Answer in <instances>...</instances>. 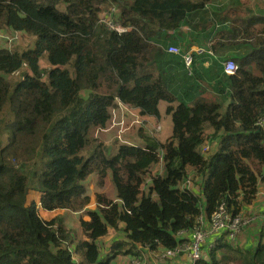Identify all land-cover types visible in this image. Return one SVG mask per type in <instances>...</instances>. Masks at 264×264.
Segmentation results:
<instances>
[{"label": "trees", "instance_id": "trees-1", "mask_svg": "<svg viewBox=\"0 0 264 264\" xmlns=\"http://www.w3.org/2000/svg\"><path fill=\"white\" fill-rule=\"evenodd\" d=\"M228 2L0 0V30L35 37L29 47L0 48V264H113L122 253L138 255V246L175 248L178 231L191 230L201 213L211 216L223 201L237 214L255 199L264 183V130L256 125L264 116V10L253 11L257 0ZM110 6L129 28L122 34L101 22ZM209 6L216 25L210 16L193 24L192 15ZM186 25L198 34L182 32ZM168 39L185 49L189 40L212 43L231 90L226 109L188 103L170 91L172 73L161 62L174 56L153 44ZM227 58L238 62L235 74L223 71ZM17 72L21 77L12 78ZM118 100L155 117L167 101L171 137L159 146L122 144L107 157L92 131L107 125ZM93 173L100 186L111 175L116 200L97 193L89 207L84 183ZM192 173L203 198L186 184ZM31 191L46 210L85 211V238L59 217L42 219L36 201H28ZM110 228L124 239L103 255L99 240ZM221 244L200 264H220ZM236 260L264 264V244Z\"/></svg>", "mask_w": 264, "mask_h": 264}, {"label": "crops", "instance_id": "crops-1", "mask_svg": "<svg viewBox=\"0 0 264 264\" xmlns=\"http://www.w3.org/2000/svg\"><path fill=\"white\" fill-rule=\"evenodd\" d=\"M231 7L232 6H229V8L226 11H228ZM234 7H236V5H234ZM214 11L215 10L213 9V7L206 8V9L201 10L200 12H198L196 14H193L192 17L190 18V20L192 19L191 20L192 23L196 24L197 22H199L201 20V18H204L207 16H210L213 19ZM242 11H243V16L247 15V12L245 10H242ZM209 12H210V14L207 15ZM214 22L215 21L213 20V23ZM190 26L191 25H189V26L186 25L183 28L182 32H184L187 35H189L192 32H195V35L198 34V32L193 31V28ZM125 28H127V27H125ZM128 29L129 28H127V30ZM1 30H6V29H1ZM19 32L21 34L23 33L21 31H19ZM177 33L178 32L172 31V35H176ZM120 34H122V33H120ZM204 34H205L204 32H201L200 36L202 37ZM167 41H168V43H166V41H165V43H153V44H155L158 47H162V45H165L167 53L172 54L174 56V59L171 61L170 64L167 62V59L162 61L161 63L165 69L166 68L170 69L172 75L176 74V76L173 78V80L176 82V86H174L173 89H178L180 87L179 93L184 94L185 98H180L179 94L174 93L175 96L177 98L179 97L181 100L186 101L188 103H193L197 100H206V101L213 100V101H208V102L222 103L224 109H226L228 107L229 103L231 102V99H232L230 97L231 90L229 89V85H227L228 80L224 79L221 76V74H219V72H218L219 67H217V66L220 63L219 62L215 63V61H217L216 60L217 57L219 58L220 53L218 51L214 52V50L211 48L212 43H189V41H190L189 40L187 44H189V45L191 44V46H189L187 49H185L184 43L175 42V41H172L170 39H168ZM4 43H5V45H7L6 42H4ZM14 44L15 43H13L11 45V47H8V45H7L6 49L9 51H12L14 49ZM199 44H201V45H199ZM171 46H178L182 49L183 52H191L194 55L195 70L193 69V71L191 73L188 72V70L184 66L185 63H184L183 57H181L182 55L171 53L168 51L169 47H171ZM228 54L229 53L226 51V55H228ZM176 55H180V57L176 56ZM228 59H232V60L236 61L234 58H227L226 60H228ZM223 71H224V69H223ZM182 72H186L187 76L190 77L191 79H187L186 77L178 76V74H180ZM74 74H75V71H74ZM223 89H225V90H223ZM185 92H188V93H185ZM222 95L227 96V99L224 102H222L220 100ZM163 103H166V104H163ZM178 103H179L178 101L175 102V104H178ZM169 105L170 104L167 101H164V100L160 101L159 102L160 115L158 117H155V116L142 115L138 108H134V107L129 106L128 104H125V103L121 102L120 100H118L116 102V104L110 110L111 118H112V111H114V109H115V111H116L115 119H113V121H111V118H110V120L108 121L107 125L104 128H101L100 130L97 129L98 131L96 133V136L98 138L102 139V141L105 143L107 149L109 146L115 145L116 146L115 152H114L115 154H117L119 147L122 144H133L136 146L145 147V146H142L137 141V139H135L133 137V136H136L135 135V129L136 130L139 129V131H143V132L147 131V132L151 133L152 137H154L155 139H158L157 133L163 129V125L161 124V121L166 118V121H169V119H171V129L172 130H171L170 134H168V136H166V139L164 141H162V140L159 141V143H165L166 140L171 137L172 132H173L172 115L169 114L167 111ZM165 113H166V117L164 116ZM155 119H157V121H155ZM116 136L119 138V140L116 138ZM124 138H128V139L126 140ZM131 138H133V139H131ZM129 139H131V140H129ZM106 153H107V150H106ZM161 163H160V168L158 170L160 172H163V167L161 166ZM193 176H194V174L192 173L191 177L188 179L191 181V186H188V187L190 189H193L195 192H197L203 198V192H202L201 184H196L195 181L193 180ZM186 184H187V182H186ZM100 185H102V184H100ZM262 191H264V183H262L259 186L258 193H257L255 199H253L251 203H248L243 208L244 212L249 211L252 214L254 213L253 215L256 216L255 222L252 225H249L247 229H244V231L240 234V236L237 238L236 241H230L225 237H222L220 239V242L218 245H220L222 243L221 244L222 246L218 247V249L215 250L216 251L215 252L216 259L220 260V264H241V262L239 260H236V257H238L241 253H245L249 250L258 249V247L261 243L264 244V199L262 196H260L262 194ZM97 193H103L105 195V192L103 190H100V189H99V191L95 190L94 194H90L91 195V203L89 205L90 208L93 207L96 203L95 200H96V194ZM110 199L116 200L117 199L116 193L113 196H111ZM33 200L36 201L35 198H32L29 195L28 201L30 202ZM40 200H41V195L38 193V200L36 201V203H37L36 205H37L38 215L42 219L49 221V220H52L56 217L55 216L56 213H60L62 211H67L66 209L46 210L42 207ZM68 211H71V210H68ZM45 212H49V214H45ZM71 212H73V211H71ZM73 213L79 215L80 223H81V220L88 221L90 219V217L87 214H85V211H80V212L74 211ZM204 215H206V214H204ZM44 216H46V217H44ZM122 226L123 225L121 224L120 227H122ZM111 229L115 230L113 228H110V230ZM81 230L83 231V229H81ZM110 230H109V232H110ZM178 232H177V236H178ZM119 233H120V231H119ZM83 234H84V232H83ZM83 237L85 238V234L83 235ZM103 237H101V238H103ZM101 238L99 240V244L101 242ZM123 239H124V234H123V237L121 236V239H117V241H120ZM117 241H114L112 243V245ZM112 245H111V247H112ZM217 246L214 249H216ZM110 249L106 251V250H103V248H102L104 253H106V252L109 253ZM141 251L142 250L140 249V253H141ZM137 253H139V246L136 249V254ZM145 253H147V252H145ZM126 255H128V254H126ZM211 258L212 257L209 254L206 259L202 260V262L211 261ZM185 261H186L185 257L183 255H180L179 257H177L175 259L167 260L166 264H186Z\"/></svg>", "mask_w": 264, "mask_h": 264}, {"label": "built area", "instance_id": "built-area-1", "mask_svg": "<svg viewBox=\"0 0 264 264\" xmlns=\"http://www.w3.org/2000/svg\"><path fill=\"white\" fill-rule=\"evenodd\" d=\"M101 21L118 33H123L127 30L117 20H112L110 16L109 18L101 16ZM11 32L12 35L10 36L1 34L3 41L7 43L8 47H11L21 35L19 31ZM168 51L182 55L188 72L191 73L193 71L194 55L191 52H183L178 46H171ZM222 65L224 72L227 74H235L239 69L238 63L232 59L223 61ZM256 125L264 130V116L258 119ZM204 150H208V147L204 148ZM187 184L191 186V181L188 180ZM255 220V215H248L243 210L234 214L228 209L227 203L223 201L211 216L208 217L201 213L191 230L179 231L180 241L175 248L153 249L148 246L140 247L139 254L133 256L132 264H159V259L167 262V260L175 259L180 255L185 257L186 264H200L202 260L208 257L211 250L219 244L222 237L230 241H236L245 227L253 224ZM140 249L142 250L141 253Z\"/></svg>", "mask_w": 264, "mask_h": 264}, {"label": "rangeland", "instance_id": "rangeland-1", "mask_svg": "<svg viewBox=\"0 0 264 264\" xmlns=\"http://www.w3.org/2000/svg\"><path fill=\"white\" fill-rule=\"evenodd\" d=\"M229 0H223L224 4L226 3V5L230 2H228ZM239 1V0H237ZM258 1V6H255V5H252V9L253 11H256V12H259L258 10H264V0H257ZM227 5V7H228ZM257 5V4H256ZM238 6V5H236ZM212 6H209L208 8H210ZM239 7V6H238ZM61 9H65V7L63 5L60 6ZM108 10H110L109 12L106 11L102 14V16H106V18H109V16L112 18V20H117L116 17L114 16V11H115V7H112L110 6L108 8ZM243 10H246V9H243ZM210 12L207 14L209 15ZM264 15V11L262 13ZM215 18L216 17H213L214 21H215ZM224 21V19H223ZM214 25H216L214 23ZM13 31V30H12ZM1 34H5V35H12V32L10 29H6V30H0V48H7V45H5V43L3 42V39L1 37ZM21 34V33H20ZM35 41V38L34 37H28L26 34L22 33L20 35V38L15 42L14 44V48L16 47H29L31 46ZM166 43H168V41L166 40ZM41 67L42 68H48L49 67V64L47 62V60L45 58H43L41 60ZM193 69L195 70V63L193 65ZM70 70L72 71V73L74 74V71L73 69L70 67ZM23 72L21 73H16L14 74V76H12V78L14 79H19L21 77ZM176 76V74L172 75L170 80H169V89L171 92L175 93V94H179V97L180 98H185V95L184 94H180V87L178 89H173L174 86H176V82L173 80V78ZM178 76H181V77H186L187 79H191L190 77L187 76L186 72H182L180 74H178ZM185 93H188V92H185ZM227 99V96L226 95H222L220 100L222 102H224L225 100ZM208 101H213V100H208ZM163 104H166V103H163ZM115 109L114 111H112V118H111V121H113V119H115ZM164 116L166 117V113L164 114ZM155 121H157V119H155ZM161 124L163 125V129L157 133V136H158V139H155L154 137L151 136V133L145 131H139V129H135V135L136 136H133L135 139H137V141L142 145V146H146V145H156V146H159L160 143L159 141L162 140L164 141L166 139V136H168V134H170L171 132V119H169V121H166V118L163 119L161 121ZM100 130V129H98ZM98 130H93L92 131V134H94L96 136V133ZM97 137V136H96ZM124 137V136H123ZM116 138L119 140V138L116 136ZM124 139H128V138H124ZM133 139V138H131ZM129 139V140H131ZM102 140V139H101ZM115 145H112V146H109L108 149H107V157H112L115 153ZM86 189L88 190V192L90 194H94L95 190L99 191L100 190H103L105 192V196L108 197V198H111V196H113L115 193H116V188H115V185H114V182L112 180V177L111 175L109 174L107 177H106V180L103 184V186H100L98 184V177H97V174L96 173H93L90 175V178L84 183ZM263 197L264 199V191H262V194L260 195ZM259 196V197H260ZM30 197L32 198H35L36 201L38 200V192L36 191H31L30 193ZM67 210V209H66ZM248 215H253L251 212L247 211L246 212ZM45 214H49V212H45ZM56 217H59L61 219V223L63 224L64 227H66L72 234H75L76 235V238L78 239H83V231L81 230L82 227H81V223H80V218H79V215L77 214H74L73 212L71 211H62L60 213H56L55 214ZM46 217V216H44ZM53 217V216H52ZM252 225V224H251ZM248 227H245V229H247ZM244 231V230H243ZM121 233V234H120ZM117 231V230H110V232L104 236L103 238H101V242H100V248L102 250H109L111 248V245L114 241H117V239H121V236L123 237V233L120 231ZM73 249V248H72ZM102 250V251H103ZM108 252L104 253L103 255H106ZM220 254V253H219ZM76 259V256L74 257ZM133 258L132 255H126L124 253H122L121 255H119L118 257H116L114 259V262L113 264H132L133 263ZM159 264H166V261L165 260H161L159 259Z\"/></svg>", "mask_w": 264, "mask_h": 264}]
</instances>
